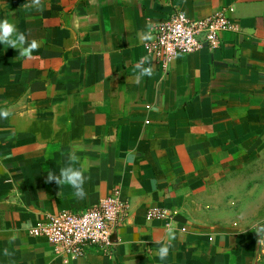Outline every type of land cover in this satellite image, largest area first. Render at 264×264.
Masks as SVG:
<instances>
[{"label":"crops","instance_id":"obj_1","mask_svg":"<svg viewBox=\"0 0 264 264\" xmlns=\"http://www.w3.org/2000/svg\"><path fill=\"white\" fill-rule=\"evenodd\" d=\"M176 11L224 14L238 31L166 69L150 58L153 76L138 83L137 33ZM3 19L40 47L27 60L0 44V109L11 112L0 118V264H264L241 198L246 167L264 155V0H0ZM71 152L87 168L84 199L45 182ZM112 193L127 217L110 252L66 257L30 234ZM150 209L171 218L148 219Z\"/></svg>","mask_w":264,"mask_h":264},{"label":"built area","instance_id":"obj_2","mask_svg":"<svg viewBox=\"0 0 264 264\" xmlns=\"http://www.w3.org/2000/svg\"><path fill=\"white\" fill-rule=\"evenodd\" d=\"M236 31L237 26L224 14L192 20L176 11L152 28L153 39L147 42L145 51L160 68L166 69L176 57L194 55L205 47L214 48L221 33ZM126 217L127 204L112 193L89 209L46 215L30 234L45 239L58 255L80 258L89 247L110 252ZM147 218L167 220L171 215L165 210L150 209Z\"/></svg>","mask_w":264,"mask_h":264},{"label":"clouds","instance_id":"obj_3","mask_svg":"<svg viewBox=\"0 0 264 264\" xmlns=\"http://www.w3.org/2000/svg\"><path fill=\"white\" fill-rule=\"evenodd\" d=\"M41 0H33L34 5H40ZM138 38L145 42L153 39L151 30L137 33ZM0 44L8 45L18 52L19 57L25 58L27 60L33 59V53L39 50L40 43L35 40H29L25 33L19 32L14 23L10 22L8 19L0 20ZM148 66H145V65ZM135 70L137 71L136 81H139L143 77L151 78L154 73V65L150 61V57L145 55L142 56L139 62L135 65ZM11 115V112L7 109H0V118L7 119ZM135 156L130 151L126 154L125 163L130 164L134 161ZM79 165V167H77ZM87 168L84 163L81 162L80 157H78L75 152H71L68 155L67 164L60 168L59 174H56L53 170L47 171L46 183H55L58 188L65 185L71 187L74 192V196L79 199H84L86 197V192L84 189V184L86 181L85 172ZM153 189L158 184V181L153 179L150 181ZM22 229L27 231L31 228V221H26L22 226ZM167 231V242L163 243L158 249V257L161 261L166 260L169 256L170 250L172 248V241L176 239L174 228L169 225L166 229ZM255 234L259 237L257 240L258 246H264V226L257 225ZM5 256H10L11 253L7 248L4 249Z\"/></svg>","mask_w":264,"mask_h":264},{"label":"rangeland","instance_id":"obj_4","mask_svg":"<svg viewBox=\"0 0 264 264\" xmlns=\"http://www.w3.org/2000/svg\"><path fill=\"white\" fill-rule=\"evenodd\" d=\"M246 168L251 182L247 183V188L241 198L250 212L246 213L244 224L249 226L258 223L264 226V155L253 160Z\"/></svg>","mask_w":264,"mask_h":264}]
</instances>
